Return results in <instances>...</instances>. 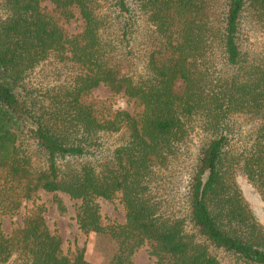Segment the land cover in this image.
Masks as SVG:
<instances>
[{
    "label": "trees",
    "instance_id": "obj_1",
    "mask_svg": "<svg viewBox=\"0 0 264 264\" xmlns=\"http://www.w3.org/2000/svg\"><path fill=\"white\" fill-rule=\"evenodd\" d=\"M43 1L65 19L77 10L81 31L68 35ZM2 4L1 213L39 190L60 192L80 201L83 231L116 245L107 264H132L146 243L156 264H220L218 251L237 264H264V224L236 182L244 175L264 198V61L240 43L246 17L264 28V0ZM48 60L55 78L30 83ZM100 84L138 102V116L87 102ZM117 193L125 222L104 225L95 200ZM11 260L92 264L82 252L63 254L41 209L9 235L0 229V264Z\"/></svg>",
    "mask_w": 264,
    "mask_h": 264
},
{
    "label": "rangeland",
    "instance_id": "obj_2",
    "mask_svg": "<svg viewBox=\"0 0 264 264\" xmlns=\"http://www.w3.org/2000/svg\"><path fill=\"white\" fill-rule=\"evenodd\" d=\"M41 8L50 18L56 21L68 34H77L81 31L83 22L77 10H74V17L65 19L49 1H43ZM5 15V9L0 0V20ZM142 23V22H141ZM144 29V24L139 26ZM240 43L249 53L264 61V28L250 17H246L241 26ZM56 62L52 60L38 65L30 75L29 82L35 84H46L55 78ZM181 83H177L180 88ZM85 100L97 106L96 108H107L112 111L124 110L132 116H138L141 106L134 99L128 98L122 93H113L106 86L100 84L92 89ZM236 126L246 129L248 124L236 121ZM117 136L108 139V143L113 144ZM199 149L197 140L190 144V150L196 153ZM236 182L241 190L244 200L248 203L256 219L264 224V198L244 175L238 174ZM121 193H117L112 200L97 198L96 204L99 208L102 223L104 225H120L125 222V212L120 201ZM57 200L63 204V209L59 208ZM80 201L71 199L63 193H49L39 190L30 200L22 202L15 213L3 214L0 212V229L5 235L11 234L15 229L21 227L24 215L31 209H41L45 223L49 230L57 233L61 239L63 254L72 255L82 252L83 257L92 264H107L116 250L114 242L105 235H98L93 232L83 231L77 222V212ZM150 244H144L137 249L131 257L132 264H156L157 259L151 254ZM220 264H237L235 259L223 252L216 253ZM21 261H10L6 264H19Z\"/></svg>",
    "mask_w": 264,
    "mask_h": 264
}]
</instances>
